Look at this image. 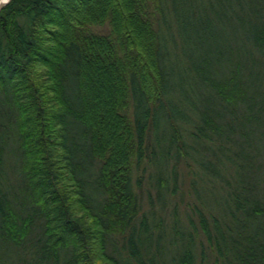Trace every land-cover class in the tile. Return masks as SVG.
Segmentation results:
<instances>
[{"label":"trees","instance_id":"obj_1","mask_svg":"<svg viewBox=\"0 0 264 264\" xmlns=\"http://www.w3.org/2000/svg\"><path fill=\"white\" fill-rule=\"evenodd\" d=\"M203 1L0 8V264H264V0Z\"/></svg>","mask_w":264,"mask_h":264},{"label":"rangeland","instance_id":"obj_2","mask_svg":"<svg viewBox=\"0 0 264 264\" xmlns=\"http://www.w3.org/2000/svg\"><path fill=\"white\" fill-rule=\"evenodd\" d=\"M203 4L205 5V8L209 9V11H211V8H212V5L214 3V0H205L203 1ZM216 7H218V3H216ZM218 27L222 28V29H226L228 27V21L226 18H222L219 22H218ZM92 28L95 30V31H105L106 30V26L105 25H93ZM194 98H196L194 95H193ZM141 174H143V176L145 175V171H142V167L141 165L138 167V168H135V171L133 173V177L135 178L136 176H140ZM145 182L146 184H144V181H143V188H144V193H143V200H144V203H143V209L146 208L147 206V178L145 177ZM182 184V183H181ZM185 185H187L185 183ZM182 188H184V184H182ZM205 191L208 193V196L211 195V190L206 186L205 187ZM186 201V200H185ZM183 204H184V201H183Z\"/></svg>","mask_w":264,"mask_h":264},{"label":"water","instance_id":"obj_3","mask_svg":"<svg viewBox=\"0 0 264 264\" xmlns=\"http://www.w3.org/2000/svg\"><path fill=\"white\" fill-rule=\"evenodd\" d=\"M8 0H0V8L7 2Z\"/></svg>","mask_w":264,"mask_h":264}]
</instances>
